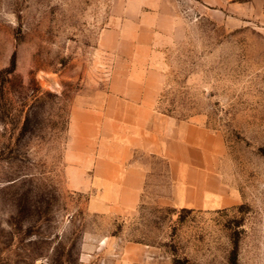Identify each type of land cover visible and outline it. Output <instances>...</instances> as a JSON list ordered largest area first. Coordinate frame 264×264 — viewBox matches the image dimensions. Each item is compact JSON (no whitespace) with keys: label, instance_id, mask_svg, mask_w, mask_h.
<instances>
[{"label":"rangeland","instance_id":"obj_1","mask_svg":"<svg viewBox=\"0 0 264 264\" xmlns=\"http://www.w3.org/2000/svg\"><path fill=\"white\" fill-rule=\"evenodd\" d=\"M131 73L207 128L226 203L169 202L151 154L109 209L101 112ZM0 264H264V0H0Z\"/></svg>","mask_w":264,"mask_h":264},{"label":"crops","instance_id":"obj_2","mask_svg":"<svg viewBox=\"0 0 264 264\" xmlns=\"http://www.w3.org/2000/svg\"><path fill=\"white\" fill-rule=\"evenodd\" d=\"M146 74H127L132 80L141 79L142 85H127L116 92L117 102L110 94L101 112V126L106 131L100 140L104 150L95 157L93 166L109 209L128 210L136 203L149 172L144 157L151 154L167 160L174 190L169 202L207 208L226 203L227 189L207 159V128L191 119L159 112L157 85L144 83ZM109 146L112 149L105 150Z\"/></svg>","mask_w":264,"mask_h":264}]
</instances>
